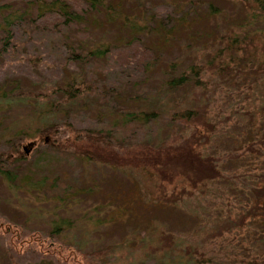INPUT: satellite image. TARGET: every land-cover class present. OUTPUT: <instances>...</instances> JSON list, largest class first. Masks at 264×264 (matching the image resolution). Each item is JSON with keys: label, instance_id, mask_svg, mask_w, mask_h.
<instances>
[{"label": "trees", "instance_id": "trees-1", "mask_svg": "<svg viewBox=\"0 0 264 264\" xmlns=\"http://www.w3.org/2000/svg\"><path fill=\"white\" fill-rule=\"evenodd\" d=\"M240 2L243 18L217 34L208 56L195 57L185 64L174 57L162 68L165 76L157 90L147 92L148 72L154 63L151 55L156 51L137 36L146 25L128 12L122 15L123 0H0V65L21 58L31 63L34 56L39 58L40 53L33 52L28 45L40 33L57 48V64L68 68L60 80L41 82L38 86L26 88L18 81L9 86L0 83V108L11 107L15 101H24L31 95L35 101L29 103H46L44 107H33L37 109L31 112L36 121L32 133L39 134L37 141L46 142L45 148L50 151L76 153L118 167L150 166L166 179L181 174L193 186L215 182L217 189L231 190L228 195L246 203L245 212L236 219L238 224L263 221L255 216L264 214V0ZM220 10L215 0H207L204 16ZM101 11L111 21L118 22L121 16L122 25L135 33L112 44L101 40L97 32L84 24L86 30L75 32V27L85 20L92 26L96 17L89 20V15ZM249 25L250 29L244 30ZM174 29L175 25L164 27V38L168 39ZM200 35V31L190 32L189 43L197 42ZM104 58L119 63L120 78L90 72L92 60ZM240 91L241 99L247 103L245 108L233 103V95ZM115 92L132 97L134 103L115 104L117 116L109 127L76 121L73 111L77 107L98 102V96ZM28 132L27 127H19L0 133V173L16 184L18 172L29 160V151L23 146ZM213 133L225 138L218 149L203 152L199 145L209 141ZM45 148L36 147L38 162L51 153ZM43 155L46 156L42 158ZM226 158L239 159L234 171H226ZM229 184L232 189L227 187ZM171 194L169 197L174 199ZM247 215L249 221L244 218ZM66 227L55 226L49 237L43 238L35 233L38 230L3 222L0 238L7 241L6 247L11 251L19 248L17 243L27 236L26 248L35 254L44 253L52 264H75V257L66 250L79 254L85 264L110 262L108 257L117 242L90 249L72 248L70 242L62 243L54 237ZM193 256L192 252L187 256L191 260L183 257L176 262L198 264V258ZM151 264L168 263L159 260Z\"/></svg>", "mask_w": 264, "mask_h": 264}, {"label": "rangeland", "instance_id": "rangeland-1", "mask_svg": "<svg viewBox=\"0 0 264 264\" xmlns=\"http://www.w3.org/2000/svg\"><path fill=\"white\" fill-rule=\"evenodd\" d=\"M206 1L123 0L122 15L128 12L146 25L137 36L156 51L151 55L154 63L148 72L147 92L157 90L165 76L162 68L171 59L177 57L185 64L195 57L208 56L219 33L243 18L244 7L240 0H215L221 10L207 17L204 16ZM88 18L96 20L92 26L85 20L75 27L76 33L86 30L87 26L90 31L97 32L101 40L112 44L123 42L135 33L122 25L121 16L117 18L118 22L111 21L106 18L105 11H101ZM195 18V22H188ZM180 19L191 26H184ZM171 25H175V29L165 39L161 31ZM250 27L246 26L244 30ZM192 31H200L201 35L197 42L189 43ZM28 48L39 52V58L34 56L31 63L21 58L0 65V83L9 86L18 81L27 88L41 82L58 81L64 70L68 71L66 66L57 64L58 50L42 34H35ZM107 59L92 60L90 72L97 76L109 73L120 78L122 68L119 63ZM98 98L100 103L89 102L73 111L78 123L109 127L117 116L113 109L115 104L134 103L132 97L116 92ZM241 98V91L233 95L234 106L245 108L247 103ZM34 101L28 95L24 101L0 108V133L27 127L29 132L23 144L36 141L27 144L29 160L18 172V184L0 173V223L10 222L20 228L38 230L35 233L43 238H48L55 226H67L56 231L54 237L62 243L70 242L72 248L90 249L117 242L108 257V264H151L159 260L178 264L176 260L186 258L192 252L193 258H198V264H264V220L252 222L247 215L244 218L249 222L238 224L236 219L245 212L243 206L246 203L228 195L231 190L217 189L215 182H208L203 187L201 183L193 186L181 174L172 180L166 179L150 166L118 167L85 159L76 153L52 152L45 148L46 142L37 141L39 134L32 133L36 121L31 112L37 109L33 107L46 105L45 102L42 105L29 103ZM214 108L228 107L214 105ZM223 138L224 135L213 133L199 148L203 152L218 149ZM35 146L51 152L46 160L38 162L39 152ZM238 160L226 158L223 163L226 171H234L235 165H239ZM227 187L232 189L230 184ZM170 194L175 198L169 197ZM255 217L264 219V214ZM23 237L25 239L17 243L19 248L11 251L6 247L7 241L0 238V264H52L44 253L29 251L26 248L28 237ZM174 244L182 249H175ZM71 252L65 251L75 257V264L86 263L79 254Z\"/></svg>", "mask_w": 264, "mask_h": 264}, {"label": "water", "instance_id": "water-1", "mask_svg": "<svg viewBox=\"0 0 264 264\" xmlns=\"http://www.w3.org/2000/svg\"><path fill=\"white\" fill-rule=\"evenodd\" d=\"M35 140H30L28 143H24L23 146L25 147L26 150H28V145L27 144H32Z\"/></svg>", "mask_w": 264, "mask_h": 264}]
</instances>
